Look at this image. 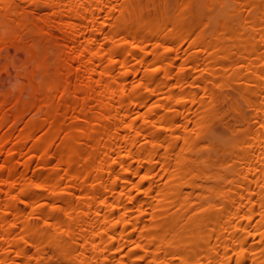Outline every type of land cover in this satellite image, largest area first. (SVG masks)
I'll return each instance as SVG.
<instances>
[{
    "label": "bare ground",
    "instance_id": "obj_1",
    "mask_svg": "<svg viewBox=\"0 0 264 264\" xmlns=\"http://www.w3.org/2000/svg\"><path fill=\"white\" fill-rule=\"evenodd\" d=\"M264 264V0H0V264Z\"/></svg>",
    "mask_w": 264,
    "mask_h": 264
},
{
    "label": "rangeland",
    "instance_id": "obj_2",
    "mask_svg": "<svg viewBox=\"0 0 264 264\" xmlns=\"http://www.w3.org/2000/svg\"><path fill=\"white\" fill-rule=\"evenodd\" d=\"M52 264H70L65 262L64 260H62L61 258H59L58 256L54 255V257L52 258Z\"/></svg>",
    "mask_w": 264,
    "mask_h": 264
}]
</instances>
